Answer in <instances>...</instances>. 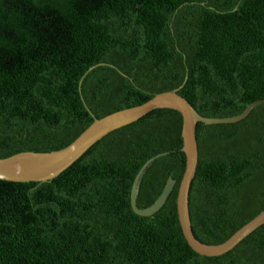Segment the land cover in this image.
Masks as SVG:
<instances>
[{"label":"trees","instance_id":"trees-1","mask_svg":"<svg viewBox=\"0 0 264 264\" xmlns=\"http://www.w3.org/2000/svg\"><path fill=\"white\" fill-rule=\"evenodd\" d=\"M169 91L213 119L264 100V0H0V159L70 144L92 122L80 97L99 119ZM180 128L177 112L153 110L49 182L0 181V264H264V224L218 257L186 245L175 205L184 160L170 153ZM195 142L190 229L218 245L264 210V105L195 125ZM157 155L136 208L174 185L139 217L131 184Z\"/></svg>","mask_w":264,"mask_h":264},{"label":"water","instance_id":"water-1","mask_svg":"<svg viewBox=\"0 0 264 264\" xmlns=\"http://www.w3.org/2000/svg\"><path fill=\"white\" fill-rule=\"evenodd\" d=\"M91 69L92 68H88L87 72ZM81 80L82 77L77 83L78 92ZM80 100L83 107L92 118L91 124L70 144L60 150L51 152H21L0 159V181L10 183L49 182L79 159L92 145L105 135L137 121L153 110H172L180 115L181 128L180 149L170 153H180L184 160V170L178 183L176 194V217L180 232L188 248L202 257H218L232 250L247 235L260 225L264 224L263 210L248 223L235 231L223 243L218 245H206L200 243L193 237L187 209L189 186L197 162L195 125H220L239 122L246 118L254 107L264 105V100L252 102L237 116L221 119L203 118L199 116L183 98L175 93V91L155 94L149 100L138 106L119 110L99 119L94 118L87 110L81 97ZM162 155H157L146 161L132 181L128 206L131 213L136 216L148 217L157 212L164 204L174 185V181L171 178H167L159 196L151 206L145 209L136 208L135 199L140 177L142 176L144 169Z\"/></svg>","mask_w":264,"mask_h":264}]
</instances>
